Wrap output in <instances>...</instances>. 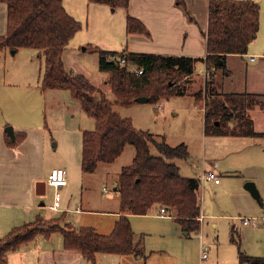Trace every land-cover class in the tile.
I'll use <instances>...</instances> for the list:
<instances>
[{
	"label": "trees",
	"instance_id": "trees-1",
	"mask_svg": "<svg viewBox=\"0 0 264 264\" xmlns=\"http://www.w3.org/2000/svg\"><path fill=\"white\" fill-rule=\"evenodd\" d=\"M89 1L107 4L113 9H127L129 3V0ZM0 2L7 5L6 31L0 35V52L5 48H34L44 58L41 87L68 89L72 98L79 101L82 109L95 120L93 129L82 132V171H94L99 161H114L126 144H131L135 150L131 163L124 165L118 175L116 190L120 194L121 214L109 234L98 233L91 226H81L78 229L70 225L61 226V218H49L48 221L54 222L45 235L61 231L65 249L77 250L95 264L97 252L132 253L144 257L140 243L142 239L135 243V233L128 214L147 213L155 204H159V208L164 207L174 217L180 224L183 235L189 236L192 232H197L200 229L201 213L197 192L200 179L181 175L179 166L174 162L175 159L188 156L187 145L179 143L172 146L164 137L158 138L154 133L136 129L129 118L122 117L116 111L115 105L132 104L136 102L134 98L141 95L149 96V101H154L169 94H186L187 86L172 84L171 79L186 77L191 80L195 62L202 60L205 63L204 98L206 94L208 96V90L212 97L207 106L205 103L202 106L205 129L210 122L218 121L219 125L224 122L226 125L237 117V126L223 132L260 134L252 129L251 118L245 113L255 105L264 108V94L222 93L215 90L216 72L221 70L223 75L227 74V57L246 53L249 43L256 37L259 29V4L254 0H208V24L203 33L206 41L204 58L124 53L125 51L95 46L99 69L111 73L109 82L114 99L110 100L101 88L85 76L65 68L63 52L81 25L66 10L63 0ZM125 24L128 33H147L143 23L128 13ZM124 54L127 60L142 66L143 72L135 74L129 71L126 64L120 62V57ZM219 60L223 61L222 64H218ZM196 93L201 94L200 90ZM222 96L224 100L219 99ZM151 146L156 148V154L151 152ZM40 220L42 219L12 227L0 238V264H6L4 256L8 250L32 240L41 232V228L35 226ZM243 262L264 264V256L241 253L240 263Z\"/></svg>",
	"mask_w": 264,
	"mask_h": 264
},
{
	"label": "rangeland",
	"instance_id": "rangeland-1",
	"mask_svg": "<svg viewBox=\"0 0 264 264\" xmlns=\"http://www.w3.org/2000/svg\"><path fill=\"white\" fill-rule=\"evenodd\" d=\"M254 1L260 6L261 32H263L264 0ZM63 4L81 25L63 52L66 70L82 74L91 83L101 88L110 100H113L114 95L109 82L111 73L99 69L98 51L95 50V46L119 51L123 49L126 45L125 37H123L124 17L128 12L123 7L116 9L109 7L103 11L100 7L102 5L88 0H63ZM2 6L4 4L0 2V35L6 30V10L4 11ZM193 22L201 34L199 28L201 21ZM139 40L142 42V48L147 49L145 47H148V44L143 42V39ZM156 41L158 42V40H152V47L157 45ZM256 45L259 46V43ZM43 61V56H39L34 48H19L15 53L5 48L0 52V115L9 116V121H17L16 118L24 114L28 119L38 117L39 122L46 123L50 160L56 162L66 158L67 177L71 179L70 184L67 185L68 194H62L64 198L69 197V202H62V205L67 204L68 207L75 208V205L81 204L84 209L95 210V213L85 215L70 210L66 213L65 221L66 219L70 221L73 227L80 226L83 222L90 223L98 233L109 234L113 230L112 223H114L111 212L118 209L120 202V194L116 190L118 175L124 165L131 163L134 147L126 144L114 161H99L94 171L82 172L79 164L81 132L85 129H93L95 120L82 109L79 101L70 97L67 89H61L62 93L57 96H54L52 91L43 93L42 87L37 82L38 71L43 68ZM6 67L16 77L9 80L12 84L4 82L3 71ZM190 77L191 80L178 77L171 79V82L187 86L193 98L186 92L182 95L161 96L154 101L134 102L125 106L115 105L116 111L122 117L129 118L136 129L154 133L158 138L164 137L165 141L172 146L185 143L188 146V156L174 161L180 167V173L188 176L196 174V163L199 164L201 172L204 159L212 156V153L216 151L221 154L222 145L228 146V140L234 138L230 136L234 134L223 132L228 129L224 122L220 125L216 124V121L210 122L205 129L202 106L204 107V103L207 106L212 97L208 90L209 94L208 96L206 94L204 98V64L197 62L195 73ZM218 86L217 80L216 92H219ZM199 90L201 94L196 93ZM8 93L16 94L12 102L7 100ZM219 99L224 100V97ZM232 99L235 101L234 98ZM159 103L162 104L160 108H158ZM257 125L263 126L262 122ZM215 132L221 133L213 135ZM151 152L157 153L154 146H151ZM234 158L235 156L231 157V160L233 161ZM54 162H50V165L55 164ZM223 180L224 191L218 192L217 198L214 199V186L211 181L200 179L202 210L208 216L200 226L201 233L192 232L190 236L184 237L170 219L139 216L135 218V227L132 226V228L136 233L135 243L142 239L140 241L142 247L141 245L140 247L144 257L135 256L132 253L99 252L95 254V264H241V253L248 256H263L257 254L255 234L241 222L244 216H253H247V213L237 206L240 195L234 185L236 181H227L226 178H222ZM248 193L256 202L257 200L250 192ZM57 195L60 196L59 193ZM40 196L44 203L49 204L53 198L52 188L47 186L46 192ZM159 206V204L153 205L150 212L155 213L156 207ZM257 208L259 213L255 215L258 217L259 223H257L263 224L264 217L260 216L264 215L263 203L262 205L258 203ZM52 222L54 221L42 219L35 223V226L41 228L39 233L45 234L48 227L53 226ZM214 222L216 225L213 224ZM60 234L61 232L53 236V242L58 240L62 245ZM200 244L207 253L205 259L200 257ZM81 264L93 263L84 259Z\"/></svg>",
	"mask_w": 264,
	"mask_h": 264
},
{
	"label": "crops",
	"instance_id": "crops-1",
	"mask_svg": "<svg viewBox=\"0 0 264 264\" xmlns=\"http://www.w3.org/2000/svg\"><path fill=\"white\" fill-rule=\"evenodd\" d=\"M1 3L4 4L2 9L4 11L6 10L7 19V5L5 2ZM98 4L102 5L100 7L103 11L104 9L106 10L110 7L107 4ZM126 11L129 15L139 19L143 23L147 33H128L126 31L125 24L126 17H124L125 34L123 37H125L126 45L121 51L134 53H155L163 55H183L197 58L205 57L206 41L203 33L206 31L208 24V0H129ZM68 12L72 14L70 11ZM260 17L259 13V29L256 37L249 43L247 52L242 55H229L227 57L225 62V70L227 71L226 75H223V71L221 70L216 72V78L219 82V92L237 94L247 92L264 94V28L263 32H261L262 23ZM193 21H201V26H199L201 34L194 25ZM139 39H143V42L148 44V47H145L147 49L142 48L143 45ZM153 39L158 40L159 42L158 43L156 41L157 45L154 47H152ZM257 43H259V46L256 45ZM97 47L100 48V46ZM103 49L115 50L109 48ZM250 56H255V58L251 60L249 58ZM197 62H201L205 67V63L202 60H197L194 64L193 74L195 73V66ZM3 72L4 82L7 84L12 82L9 80L16 78L7 67ZM42 73L43 68L38 71L37 82L40 87ZM61 89L64 88H45L43 89V93L52 91L54 93L53 95L57 96L62 93ZM67 91L69 90L67 89ZM8 94L9 97H7V100L12 102L13 99L16 98V94ZM69 94L72 98L70 91ZM187 94L191 96L190 90L187 91ZM238 98L239 97H237V99ZM71 101H73V99H71ZM245 114L251 118L252 129L260 134L245 135L233 133L234 135L230 136L234 138H230V140H228V146L222 145L221 154L216 151L212 153V156L204 159L201 172L203 173L204 170L212 169L220 178V181L217 183L211 181L214 186V199L217 198L216 194L218 192L224 191V180L222 181V178H226L227 181L233 182V180L237 177V179L234 180L236 181L234 183L235 188L240 195V200L238 201L237 206L245 211L247 216H255L259 215L257 208L258 203L251 198L248 193L249 191L244 187V185L247 181H253L259 190L261 201L264 205V108H261L259 105H255L251 109L247 110ZM18 117L19 118H16L17 121H9V116H3V114L0 115V238L4 237L12 227L37 220L39 218L43 220H48L49 218H61V226L70 225L73 227L70 221L67 219L65 221L66 213L68 211L75 210L76 213L79 212V214L84 215L95 213V210H91L90 208H82L81 204L77 206L75 205V208H70L67 204L62 205V202H69V197L64 198L62 197V194H68L67 185L71 182L70 177H67V184L64 186L57 189L50 186L52 188L53 195L55 193L60 194L56 201L57 210H53L49 207V205L54 201L53 198L49 204L44 203L40 195H43L46 192V187L49 185L45 186V192L43 194H39L36 192V182L39 180L45 181L49 171L53 167L67 168V159H59L56 162L50 160L47 149L49 140L46 123L39 122L38 117L28 119L24 114H21ZM261 122L263 126L257 125V123ZM8 125H11L13 128V139H11L5 131V127ZM226 126H228L229 130L237 126V117L227 122ZM213 135H219V133H213ZM233 156H235V158L232 161L231 157ZM50 162H54L55 164L50 165ZM79 164L81 169V156ZM195 167L196 176H183L197 177L200 179L202 173L200 172L199 164L196 163ZM45 174L46 177L44 179ZM197 192L201 204V226L205 218L208 216L207 213L202 210L200 184ZM152 208L153 207H151L149 211L144 214L129 213L128 217L131 224L134 223L135 218L139 216L163 217L170 219V221H172L182 232L180 224L174 220L172 215L168 214L166 216H160L158 215L160 208L156 207L155 213L150 212ZM53 213L55 214L54 216L52 215ZM58 213H60V215ZM111 213L114 216V223H112V226L114 227L116 220L121 214L120 202L118 209ZM260 216L264 217V215ZM63 221L64 223H62ZM258 223L247 225L242 222V224L247 228H250L256 236V245L258 247L257 254L264 256V223ZM81 224L82 225L77 227L74 226L73 228L78 229L81 226L93 227L90 223L83 222ZM213 224L216 225L215 222ZM131 226L135 227V223ZM59 232L61 231H53L48 235L38 233L32 240L21 243L15 249L8 250L4 256L6 264H81V262L86 258H84L77 250H68L64 248L62 233L60 234L62 236V245L58 240L53 242V236L58 235ZM198 232L201 233V228L196 233ZM183 236L188 237L186 235ZM200 250L202 254L201 244ZM201 259L205 258L201 257Z\"/></svg>",
	"mask_w": 264,
	"mask_h": 264
},
{
	"label": "built area",
	"instance_id": "built-area-1",
	"mask_svg": "<svg viewBox=\"0 0 264 264\" xmlns=\"http://www.w3.org/2000/svg\"><path fill=\"white\" fill-rule=\"evenodd\" d=\"M124 53H127V52H124ZM249 58L251 60H253L255 58V56H250ZM120 62L123 64H126L128 70L135 72V74H140L143 72V67L138 66L136 63H134L131 60H127L126 54H124L122 57H120ZM160 107H162L161 103L158 104V108H160ZM200 179L203 181H212L215 183L220 181L219 176L212 169L204 170V172L201 174ZM45 183H46V185H49V186L53 187L54 189H57L61 186L66 185L67 184V169L64 167H53V168H51V170L49 171V173L45 179ZM57 199H58V195L55 193L53 195L54 201L49 205V207L53 210H57V204H56ZM158 215L166 216V215H168V212L164 207H160ZM199 219L201 220L202 217L200 216ZM257 220H258V217H255V216L242 218V222L244 224H247V225L256 224L258 222ZM201 257L202 258L207 257V253L205 250H203V248H202Z\"/></svg>",
	"mask_w": 264,
	"mask_h": 264
},
{
	"label": "water",
	"instance_id": "water-1",
	"mask_svg": "<svg viewBox=\"0 0 264 264\" xmlns=\"http://www.w3.org/2000/svg\"><path fill=\"white\" fill-rule=\"evenodd\" d=\"M11 52L15 53L16 49H11ZM222 62H223L222 60H219L218 64H222ZM149 99H150L149 96H146V95H141V96H137V97L134 98V100L136 102H147V101H149ZM216 124H218L217 121H216ZM5 131L11 137V139L14 138L13 128H12L11 125L6 126L5 127ZM45 186H46V184H45L44 180L37 181L36 184H35L36 192L39 193V194H43L45 192ZM244 187L258 201L259 204H262L259 190L257 189V187H256V185H255V183L253 181H247L245 183Z\"/></svg>",
	"mask_w": 264,
	"mask_h": 264
}]
</instances>
